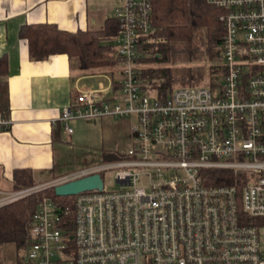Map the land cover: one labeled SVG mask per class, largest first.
<instances>
[{"label":"built area","instance_id":"2783aa9c","mask_svg":"<svg viewBox=\"0 0 264 264\" xmlns=\"http://www.w3.org/2000/svg\"><path fill=\"white\" fill-rule=\"evenodd\" d=\"M223 26L215 87L158 96L141 78L150 0H117L113 57L119 80L86 88L59 110L72 121H129L123 158L86 166L25 190L0 191V208L93 174L115 189L38 201L23 264H264V0H204ZM10 122L0 115V131ZM226 170L233 182L209 185ZM102 179V178H101Z\"/></svg>","mask_w":264,"mask_h":264},{"label":"trees","instance_id":"16d2710c","mask_svg":"<svg viewBox=\"0 0 264 264\" xmlns=\"http://www.w3.org/2000/svg\"><path fill=\"white\" fill-rule=\"evenodd\" d=\"M151 33L142 46L144 57L140 63L162 65V68L141 70V78L158 96L165 97L170 90L181 87H208L219 84L223 76L220 62V44L223 26L219 20L222 12L204 0H150ZM117 24L106 19L98 31L76 30L67 32L51 24L24 25L18 33L27 50L28 59L43 61L52 55H65L76 60L79 69L105 70L116 65L110 55V40L115 36ZM206 61L207 68L195 66L176 71L169 65L192 64ZM5 60L0 58V77L5 73ZM180 81V87L173 82ZM0 90V96H1ZM122 154V153H121ZM114 154L109 159L117 161L123 155ZM113 162V161H108ZM231 173L215 170L209 173L206 184L229 185ZM34 184L26 170L12 172L11 191ZM48 197L61 210H67L66 220L71 224L72 205L69 197H55L51 188L45 190ZM36 195H30L0 208V250L11 245L15 264H22L30 244L29 230L32 214L38 203ZM21 253V255H19Z\"/></svg>","mask_w":264,"mask_h":264},{"label":"crops","instance_id":"0c3cea01","mask_svg":"<svg viewBox=\"0 0 264 264\" xmlns=\"http://www.w3.org/2000/svg\"><path fill=\"white\" fill-rule=\"evenodd\" d=\"M115 7L109 13L107 0H0V58L6 63L0 77V115L10 122L0 131V191L11 190L16 170L28 171L37 183L56 180L54 149L66 144L59 110L86 88L108 86L113 75L108 69L116 68L105 69L107 73L82 70L76 60L58 54L31 61L17 32L42 23L67 32L98 31ZM100 78L109 79L95 82Z\"/></svg>","mask_w":264,"mask_h":264},{"label":"rangeland","instance_id":"374dc122","mask_svg":"<svg viewBox=\"0 0 264 264\" xmlns=\"http://www.w3.org/2000/svg\"><path fill=\"white\" fill-rule=\"evenodd\" d=\"M116 4L117 0H107L109 13H111V10H113ZM109 13H107V16L109 15ZM110 42L113 49L115 47L113 39L112 41L110 40ZM146 54L144 55V57L147 56ZM146 58H148V56ZM197 65H202L204 66V69H206V66H208L209 63L203 61L192 64H173L169 66L173 70L182 71L185 68H191ZM162 67L164 66L156 65V63H141L140 66L141 70H145L147 68L156 69ZM108 70L109 72H113L112 80L120 79L119 75L117 74V68H110ZM106 71L107 70H102V72L104 73H107ZM108 79L109 78H106L104 80ZM104 80L100 78L96 79L95 82H101ZM173 83V86L180 87V81ZM129 124V121L127 120L118 121L112 119H83L70 122L69 125L72 129L70 139L67 142L63 140V143L66 144L56 146L54 149V176H57L54 179L57 180L60 178L58 177L60 175L69 174L86 166L114 161V158L109 159V156H112L114 154H123V152H125L127 147L129 146ZM101 178L105 184L106 190L112 191L115 189L114 183L110 177L106 178V176L101 174ZM43 184L34 182L33 185L18 190L31 189ZM31 195H36L38 200L48 197V194L45 192V190L37 191L35 193H32ZM19 255H21V253H19ZM13 256V247L11 245L3 246L0 250V264H15ZM23 263L24 262L22 261V264Z\"/></svg>","mask_w":264,"mask_h":264},{"label":"water","instance_id":"95a60500","mask_svg":"<svg viewBox=\"0 0 264 264\" xmlns=\"http://www.w3.org/2000/svg\"><path fill=\"white\" fill-rule=\"evenodd\" d=\"M102 179L99 174L70 180L64 183L55 184L51 187L55 197H72L89 191H101Z\"/></svg>","mask_w":264,"mask_h":264}]
</instances>
